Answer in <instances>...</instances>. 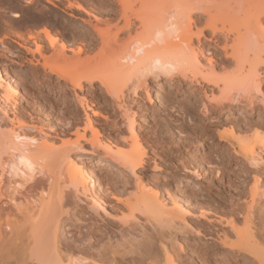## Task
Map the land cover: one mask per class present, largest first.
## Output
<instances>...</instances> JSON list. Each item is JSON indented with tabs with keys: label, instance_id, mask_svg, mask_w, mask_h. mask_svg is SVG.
<instances>
[{
	"label": "bare ground",
	"instance_id": "1",
	"mask_svg": "<svg viewBox=\"0 0 264 264\" xmlns=\"http://www.w3.org/2000/svg\"><path fill=\"white\" fill-rule=\"evenodd\" d=\"M44 1L78 19L79 24L83 26L81 40L88 48H98V56L102 55V59L93 61L96 59L80 58L82 46L76 49L68 48L64 41L58 42L56 35L46 26L25 35L17 34L16 39L12 38L18 51L10 48V44L7 45L0 38V45L4 46L0 49V54L6 57L7 52L12 56L16 54L33 63L26 54L38 53L46 64L49 58L42 54V41L45 40L52 49L58 46L54 54L56 60L65 63L73 61L74 69L64 71L50 65L49 69L55 74L56 83L70 87L78 104L91 110L95 117L106 118L100 111L103 108L116 110L117 114L124 118L129 131V135L124 137L128 148H124V144L112 147L108 142L100 141L97 138L99 131L93 126L95 120L92 121L89 114H85L84 125H76V139L70 142V145L66 142L65 145L60 146L62 143L56 147L54 140H51L53 136L46 132L41 134L42 140L27 135L23 129H31L32 126L22 123H18V130L0 132V202H12L21 216L12 225L16 232L19 228L24 232V260L29 259L38 264H105L102 253L96 252L89 253V257L81 256L75 259L70 256L64 259L58 245L63 243L73 250L82 241L91 242L92 234H106L110 229L109 223L112 222L116 224V231L119 233H134L138 227L143 230L144 242L134 247L130 245L128 251L143 255L145 259H150L151 264H158L160 260L158 252L154 251L153 241L156 234L176 229L191 230L195 235L203 234L202 231L205 230L208 238L218 243L217 251H210L215 245H208V249L203 250L198 248V257L202 264H264L263 241L257 237L251 226L247 225L243 232L237 231L241 236L240 245L228 243V234L219 230L215 223L225 222L234 231L232 220L225 217L223 220L221 216L209 218L204 211L195 214L179 202L175 195L162 192L155 180L148 181L144 178L143 168L148 163V153L142 147L136 131L135 110L129 106L137 99L131 97L130 100H125L126 91L138 96L140 88L145 87L146 100L152 105L153 93L151 88L147 89L146 83L148 79L153 78L162 82L164 79L169 80L172 88L176 89L175 93L186 91L189 95H194V102L197 104L199 101L197 105L207 118L215 113H224V110L237 115H242L241 111L247 113L246 108L241 110L231 106L242 101V98L248 105H253L256 100L264 103V95H257L262 93L261 87L264 83V0H261V4L255 3V7L249 12V22L242 29L230 24L226 27L222 21L226 17L232 19L239 13V8H235L239 0H235L234 7L229 3L225 6L215 0H97L96 5L84 0ZM14 10L11 23H18L21 16L17 10L20 9L17 7ZM0 16L3 19L7 14L3 12ZM201 21L203 22L200 24ZM219 22H222L221 25ZM205 30L210 31L208 36H205ZM90 31H93V34ZM8 34L4 37H8ZM202 38L211 43L206 44ZM209 48L221 50L226 61L230 59L235 63L239 76L238 84L245 88L242 94L235 95L231 92L224 77L216 72L218 64L215 59L210 56L205 60L206 63L201 61V57L209 53ZM69 49L74 55H67ZM213 49L210 54L214 52ZM260 65H263L262 73L259 72ZM94 82H99L109 101L108 105L103 104L96 109L92 100L89 103L84 96L76 92L77 89H84V83L92 86ZM186 84V89L182 90ZM204 84L213 87H204ZM194 85H199L200 90L193 88ZM214 88L217 89L216 92ZM17 93L8 73L0 69V100L9 102L11 94ZM187 109L189 108L181 112L187 113ZM1 112L4 113L2 119L6 120L9 116L4 110ZM232 121L224 119V130L217 132L218 146H229L233 153L246 160L249 169L256 168L262 161L256 156V147L264 149V130L258 137V133L255 134L256 138L254 137L250 144H243L244 142L241 143L236 138ZM88 130H91L90 138L86 136ZM81 139L89 143V152L96 156V169L91 172H87L84 163L76 159L74 151L84 149L80 144ZM95 148L101 149L102 152L96 153ZM4 154L6 159H3ZM155 157L152 158V163L149 162L152 171H158L162 166L158 161L160 157L158 160ZM179 159L172 169H182L188 173L191 171L195 176H199V169L186 166L183 157ZM34 169L46 175L47 191L42 189L37 202L31 204L26 200V205L21 207L11 195L2 191L3 176L7 173L10 180L17 175L25 177L24 181H29ZM211 170L212 167H208L207 171ZM128 174L135 178L131 186L124 183ZM13 184L16 187L21 186L15 181ZM65 204L70 208L63 209ZM107 206L111 207L112 213L107 211ZM69 211L72 216L79 213L82 215L83 211L82 220L76 218L81 222L74 221L72 226L66 227L61 216ZM188 216L195 217L194 222L198 226L190 224ZM11 217L7 212L6 220L9 221ZM7 227L12 231L13 227ZM16 240H20L19 237L13 241ZM164 253L163 264H178L167 251ZM210 253L219 255L222 259H210ZM177 260L182 264V261L178 258ZM189 264L196 263L190 261Z\"/></svg>",
	"mask_w": 264,
	"mask_h": 264
},
{
	"label": "rangeland",
	"instance_id": "2",
	"mask_svg": "<svg viewBox=\"0 0 264 264\" xmlns=\"http://www.w3.org/2000/svg\"><path fill=\"white\" fill-rule=\"evenodd\" d=\"M28 1L0 0V14L3 12L7 14L6 18L3 19L0 16V38L7 45L10 44V48L18 51L17 45L12 39H16L17 34L25 35L38 30L42 26H46L56 35L58 42L60 40L64 41L68 48L76 49L78 46H82L83 51L80 58L96 59L93 61L102 59V55H100L101 57L98 56L100 54L98 48H88L85 42L81 40L80 36L83 26L79 24L78 19L62 9L46 3L44 0ZM84 1L93 5L98 3L97 0ZM215 1L225 6H228L227 4L229 3L231 7L235 4V0ZM239 1V4L235 7L236 9L239 8V13L233 16L232 19L231 17H226L222 20L225 22L224 25H227L226 27L231 25L240 29L244 28L249 22V12L255 7V3L262 2L261 0ZM256 5L258 6V4ZM17 7L20 9V11H17L21 17L18 23H11L12 12ZM221 23L219 22L218 24L221 25ZM90 32L93 34V31ZM7 33H9V36L4 37ZM204 34L208 36L210 31L205 30ZM202 40L206 44L211 43L206 38H202ZM194 43H196V40H194ZM42 44L44 45L42 54L49 58L46 64H44L43 57L38 53L26 54L27 58H30L33 63L16 54L12 56V54L7 52V57L0 54V69L4 73H8L18 91L16 95L11 94L9 102L0 100V132H7L12 129L18 130V123H22L32 126L31 129H23L27 135H32L42 140L43 135L41 134L46 132L53 136L51 140H54L56 147L62 143L60 146H63L66 142L67 145H70L69 143L76 139V127L84 125L85 114H89L90 119L96 121H94L93 126L99 131L97 138L100 141L108 142L112 147H117L118 144V147H120L121 144H124V148L127 149L128 146L125 144L126 139L124 137L129 135V131L126 128L124 118L119 116L116 110L105 108H103L104 110H99L106 118L95 117L92 115L91 110L78 104L79 102L75 100L73 90L70 87H63L56 83L55 74L51 73L49 69L51 65L64 71H70L74 69L73 61L67 63L58 62L54 55L58 46L52 49L45 40L42 41ZM31 47L33 49L34 45L32 44ZM1 48L3 49L4 46L0 45ZM209 49V53L201 57V61L206 63L205 60L210 56L215 59L218 64L216 72L224 77L231 92L235 95L237 93L242 94L245 88L238 84L239 76L235 63L230 59L226 61L221 50L212 48L214 52L210 54L212 49ZM73 53L71 49L67 50L68 56L74 55ZM259 67V72L262 73L263 65ZM163 81H155L150 78L146 83L147 89L151 88L153 93L154 103L152 105L146 100L145 87L140 88L138 96L125 92V100H130L131 97H134L138 101L131 103L129 106L135 110L136 131L142 147L148 153V163L143 168L144 178L148 181H151L150 179L155 180L162 192L175 195L179 202L195 214L204 211L209 218L221 216L223 220L225 218L232 220L234 231L225 222L223 224L215 223L219 230L221 229V231L223 230L228 234V243L240 245L241 236L237 231L243 232L246 230L245 228L251 226L253 231H256L257 237L262 239V245H264V149L260 146L256 147V156L262 161L256 168L249 169L246 165V160L242 156L233 153L229 146H218L217 139V132L224 130V119H230L234 122L236 138L241 143L244 142L243 144H250L254 137L256 138L255 134L258 133V137L264 130V103L256 100L253 105H248L246 100L242 98V101H238L231 106L234 109L241 110L246 108L247 113L241 111L242 115H237L234 112L231 113L224 110V113H215L212 117L207 118L203 116L197 105L199 101L197 104L194 102V99H196L194 95H189L186 91L175 93L176 89L172 88L171 82L167 79ZM205 86L213 87L212 85L204 84ZM186 87L187 84L182 87V90H185ZM193 88L200 90L199 85H194ZM216 90L214 88V92ZM261 90V94L256 93L258 96L264 95V83ZM76 92L84 96L89 103L92 100L95 103V109L97 106L101 107L103 104H109L107 95L99 82H94L92 86L84 83V89H77ZM182 108L189 109H187V113H182ZM3 110L9 116L6 120L2 119L4 113L2 114L1 111ZM219 117L220 120L217 121ZM86 136L87 138L91 137V130L86 132ZM80 144L84 149L74 151L76 159L84 163L87 172H91L96 169L94 163L96 156L89 152L91 146L88 142L81 139ZM95 150L96 153L97 151L102 152L99 148H95ZM153 157L157 158V160L160 157L158 161L159 165L162 166L158 171L151 170ZM181 157L185 159L184 164L186 166L199 169V176H195V173L193 174L191 171L188 173L179 169L177 172L174 168L172 169V166L178 163ZM6 158L7 156L4 154L3 159ZM208 167H212V170L207 171ZM192 168L190 169L192 170ZM32 174V179L29 181H24L25 177L21 178L17 175L10 180L7 173L3 176L2 191L11 195L12 199L20 204L21 207L26 205V200L31 204L34 201L37 202L42 189L47 191L48 179L46 175L39 173L37 169H34ZM115 174L118 175L117 172ZM128 176L124 178V183L131 186L135 178L130 174ZM14 181L20 183L21 186L16 187L13 184ZM251 207L252 209H250ZM69 208L66 204L63 206V209ZM106 209L112 213L111 207L107 206ZM7 212L12 215L9 221L6 220ZM249 212L251 213L249 214ZM83 213L82 211V215L79 213L72 216L71 211H69V213L61 216V220L66 227L72 226L74 221L81 222L76 218L82 220ZM20 218L21 216L16 212L12 202H7V200L0 202V263L2 264H38L29 259L24 260L26 245L24 232L20 228L16 232L15 227L12 225L16 219L19 220ZM187 220L190 224L198 226L194 222L195 217L188 216ZM7 226L13 227L12 231ZM109 228L104 235L92 234L91 242L82 241L80 245L77 242L78 245L73 250L63 243L58 245L64 255V259L70 256L75 259L81 258V256L89 257V253L96 252L102 253L105 264H151L150 259H145L143 255L128 251L130 245L134 247L135 245H140V242H144L145 234L140 227L134 233H119L116 231V224L110 222ZM202 233L195 235L191 230L176 229L171 232L164 230L156 234L153 244L154 251H157V255L160 257L158 264L164 263L165 251L174 257L175 262L178 264L181 263L178 262L177 258L182 261V264H189L190 261L202 264L198 257V248L203 250L208 249V245H215L210 251H217L216 246L218 245L217 242L208 238L205 230ZM16 237H19L20 240L14 242L13 240ZM180 248L182 250H179ZM112 258H114V261H112ZM209 258L222 259L214 253H210ZM83 264H87V262Z\"/></svg>",
	"mask_w": 264,
	"mask_h": 264
}]
</instances>
